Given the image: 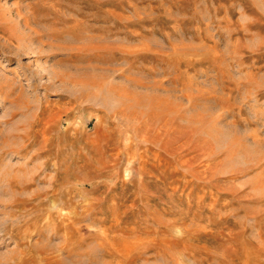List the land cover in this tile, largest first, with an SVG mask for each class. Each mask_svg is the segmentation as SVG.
I'll list each match as a JSON object with an SVG mask.
<instances>
[{
  "label": "rangeland",
  "instance_id": "obj_1",
  "mask_svg": "<svg viewBox=\"0 0 264 264\" xmlns=\"http://www.w3.org/2000/svg\"><path fill=\"white\" fill-rule=\"evenodd\" d=\"M0 264H264V0H0Z\"/></svg>",
  "mask_w": 264,
  "mask_h": 264
}]
</instances>
